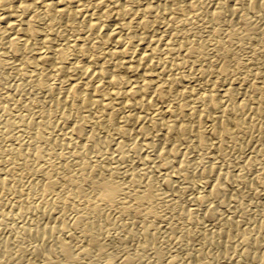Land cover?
Wrapping results in <instances>:
<instances>
[{"label":"bare ground","instance_id":"bare-ground-1","mask_svg":"<svg viewBox=\"0 0 264 264\" xmlns=\"http://www.w3.org/2000/svg\"><path fill=\"white\" fill-rule=\"evenodd\" d=\"M263 172L264 0H0V264H264Z\"/></svg>","mask_w":264,"mask_h":264},{"label":"rangeland","instance_id":"rangeland-1","mask_svg":"<svg viewBox=\"0 0 264 264\" xmlns=\"http://www.w3.org/2000/svg\"><path fill=\"white\" fill-rule=\"evenodd\" d=\"M205 163H207V162H205ZM258 169H259V166H252L248 170V172L245 173V175L249 176L255 170L257 171ZM253 176L254 175H250L251 178ZM260 180L253 181L251 189L244 188V190L248 194V198L246 197L245 200H243L242 203L238 204L236 202H233V203H227V204H224V205L220 204L217 207L218 211H220L222 214H228V213L232 212L235 215H238L239 214V209H241V212L244 213V217H245V220L243 221V227H246L247 225L252 227L253 228V231H251L252 234L253 233H257V232L259 233L260 231L263 232V229H259L258 230V225L264 223V208H262L259 205H256V207L253 206V202L256 204L257 200L254 199L252 197V195H251V190H253V188L258 190V189L261 188L262 185L264 186V175L263 174H262V177H261ZM9 192L11 193V191H9ZM7 193H6V195L4 194L5 196H1V197L8 198V196H10L8 199H12L13 196H14L13 192L11 193V195H9L10 193H8V195H7ZM187 195H188V191H184L183 194H182L181 203H179L173 209L168 208L167 207V203L162 201V202H159L156 205V207H154V210L157 211V213H159L162 216V218H164V219H168V218H170V216H171V218H173V216H172L173 214H176V213H179V212H183L189 206V203L187 202V200L185 198V197H187ZM197 206H198V204H197ZM105 214L113 215L110 210L109 211L107 210L105 212ZM159 214H158V216H159ZM155 223H157V221ZM160 224H161V222L159 224H157V225H160ZM159 236L161 237L162 235L159 234ZM167 247L171 248V246H162L163 251L166 252L168 250ZM231 256H232L231 253H224V252L221 251L220 252V258L217 260V262H218L217 264H226ZM232 257L234 258V256H232ZM220 260H221V262H220ZM98 264H102V261L99 262Z\"/></svg>","mask_w":264,"mask_h":264}]
</instances>
